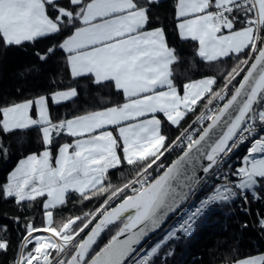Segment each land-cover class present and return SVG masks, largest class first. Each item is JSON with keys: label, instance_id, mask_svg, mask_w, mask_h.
<instances>
[{"label": "snow or ice", "instance_id": "6c2138e0", "mask_svg": "<svg viewBox=\"0 0 264 264\" xmlns=\"http://www.w3.org/2000/svg\"><path fill=\"white\" fill-rule=\"evenodd\" d=\"M176 15L181 37L198 41V55L206 61L249 50L246 58L227 73L219 91L213 89L216 78L209 76L184 84L183 95L180 94L173 81V65L179 60L176 50L169 47L163 28L144 30L149 22V8L138 0H68L67 6H61L60 0H0V41L5 45L20 46L60 33L70 25L71 34L58 47L68 54L71 75L92 74L97 84L111 82L126 100L55 123L47 96L0 107V129L8 133L39 126L46 146L43 152L21 160L4 186V194L15 197L17 203L47 197L45 226H26L23 248L34 246L26 253L21 250L15 264H153L162 245L178 238V232L190 234L210 204L237 197L247 202L249 191L254 199H262L256 189L257 185L264 188V135L255 136L258 124L259 131L264 132V0H177ZM237 24L241 27L237 28ZM53 51L54 48L48 49ZM241 73L245 74L226 103L215 111L206 106L207 114L197 117L200 123L211 121L199 138L187 129L181 133L187 138L183 155L162 175L150 179L149 169L176 144L167 143L163 121L157 114L179 126L201 100L207 98V105L225 100L229 85ZM77 95L76 88H69L52 94L51 99L60 103ZM110 126L117 128V135L107 130ZM218 127L221 131L210 138L209 134ZM62 132L74 140L61 144L54 153V135ZM249 137H253L251 147L243 157V165L236 169L238 182L222 173L225 182L215 186L213 193L178 227L147 250L138 247L187 199L188 192L182 189H191L198 183L194 173L188 176L185 170L186 164L199 159L194 153L208 161L203 168L205 173L219 170L227 164L225 158ZM125 163L140 166L135 179L122 187H114L110 181L106 184L109 171ZM125 190L132 194L111 207L110 201ZM71 192L83 200L109 195L95 211L56 225L54 212L67 203ZM130 210L134 214L127 216L109 243L90 257L101 233ZM94 221L86 237L78 239ZM260 224L264 226V219ZM37 232L48 235H34ZM120 236L126 238L121 240ZM8 247V241L0 239V250ZM69 251L70 258H59ZM235 264H264V254L239 259Z\"/></svg>", "mask_w": 264, "mask_h": 264}, {"label": "trees", "instance_id": "16d2710c", "mask_svg": "<svg viewBox=\"0 0 264 264\" xmlns=\"http://www.w3.org/2000/svg\"><path fill=\"white\" fill-rule=\"evenodd\" d=\"M138 2L149 8V22L145 28L162 27L169 47L176 50L179 60L173 65V81L181 93L184 84L208 76L216 78L214 91L220 90L226 82L227 73L245 59L249 52L246 49L245 53L240 55L233 54L217 61H206L198 55L197 41L183 39L180 36L176 15L177 0L153 2L138 0ZM60 3L61 6H67L68 0H60ZM70 27L69 25L60 33L25 42L20 46H7L0 41V107L42 95L47 96L51 119L55 123L120 105L125 101L122 91L116 89L111 82L97 84L92 75L81 77L71 75L67 53L58 47L63 39L71 34L68 30ZM236 27L240 28L241 24H237ZM49 48H54V51L48 52ZM41 57L46 58L41 59ZM241 77L242 73L229 85L230 95ZM69 88H76L78 95L66 102L58 104L53 102L51 99L53 93ZM33 116L36 118L35 110ZM160 116L163 121L162 131L168 137L167 143L172 144L190 116L187 115L179 126L172 125L163 114ZM73 139L66 132H62L59 136L54 135L53 152L56 153L61 144L71 142ZM45 147L39 126L8 133L0 129V239L9 243L6 251L0 250V264H15L21 250L26 253L32 249L34 245L31 244L27 249L23 248V238L27 235L26 226L29 223L37 228L45 226L46 196L17 203L15 197L4 194L9 173L17 163L29 154L41 153ZM184 150L185 148L172 149L164 154L156 163L165 164L160 174ZM245 150L246 145L238 154L235 172L242 163ZM139 169L140 166L122 164L117 169L109 171L106 184L110 181L112 186L122 187L136 177ZM160 174H156L155 177ZM257 189L262 199H254L248 192V201L243 205L237 202H218L210 205L197 221L192 233L182 234L177 239L162 245L158 255L153 258V264H233L239 259L264 252V229L258 225L264 218V188L258 185ZM131 194L130 190H125L111 201L110 206H115L124 196ZM108 195L109 193H105L91 200H83L78 193L71 192L67 203L59 206L54 212L56 225L70 217L83 216L84 213L95 211ZM125 220L126 218H122L117 221L102 234L90 257L99 252L116 235ZM93 225L85 229L78 239L84 238ZM71 254L69 251L64 258H70Z\"/></svg>", "mask_w": 264, "mask_h": 264}, {"label": "built area", "instance_id": "2783aa9c", "mask_svg": "<svg viewBox=\"0 0 264 264\" xmlns=\"http://www.w3.org/2000/svg\"><path fill=\"white\" fill-rule=\"evenodd\" d=\"M228 93L230 95V88H228ZM229 95H228V97H226L225 100H216V101H214L212 105H207V99L204 100V101L201 100L195 106L194 111L189 112V116L190 117H189L187 123L182 128L181 132L176 136V138L174 140V141H176V144H174L170 148V150H172V149L178 150L179 148H185V145L187 144V138H186V136L185 137H181V133L185 132L186 129L188 130V133L189 134H192L194 136V138H197L199 136V134H201V132L203 131V129L207 126V124L210 122L209 120H204L202 123L197 122V117H199L201 115V113L207 114V112H206V106H207V108H210L212 111H215L217 108L221 107L227 101V98H229ZM260 127L261 126L258 124L257 125L258 131L256 133L255 138H259V136H261V135L264 134V132H260L259 131V128ZM178 137H180V140L179 141L177 140ZM252 139H253V137H249V140L245 141L237 149H235L232 153H230L229 156L225 158L226 161H227V164L226 165L225 164H222L220 166V169L219 170H215L214 169L213 171H210L208 173H205L203 175V177L198 181V183L194 186L192 192L188 196V198H187L186 202L183 204V206L165 223L164 226H162L141 247H143L145 250H147L151 246H154L156 242H160L161 240H163L164 237L166 236V234L171 229L178 227L179 224L187 217V215L190 212L194 211L195 208L199 207L200 202L202 200H204L206 197H208L209 195H211L213 193V191L215 189V186H218V185H220V184H222V183L225 182L222 179V173H227L228 174V179L230 181L238 182L239 181V177H237L236 172H235V166H236L235 164L238 161V154L240 153L242 147L244 145H246V150H245L244 156L247 155V150L251 147V140ZM166 153L167 152H165V154ZM163 165L165 167V164H163ZM154 167H155V170H154ZM162 168L161 167H158L157 164H154L153 167H152V169H149V173H150L149 178L150 179L151 178H154L156 174H160V171H161ZM248 198H249V194H248ZM230 202H237L239 205H243L244 203H246L240 197H237V198H235L234 200H232ZM210 205H212V204H210ZM209 206L198 217V219L196 220V223L199 220V218L202 215L205 214V212L208 210ZM258 225L262 229H264V226H262L260 224V222H259ZM194 229H195V227H194ZM194 229H193V231H194ZM42 233H44V232H42ZM44 234H48V233H44ZM182 234H184V233L178 232L177 233V237H179ZM173 239H177V238H173ZM168 241H170V240H168ZM55 256H56V253L53 252V257H55ZM59 258H64V255H62Z\"/></svg>", "mask_w": 264, "mask_h": 264}, {"label": "water", "instance_id": "95a60500", "mask_svg": "<svg viewBox=\"0 0 264 264\" xmlns=\"http://www.w3.org/2000/svg\"><path fill=\"white\" fill-rule=\"evenodd\" d=\"M245 67V66H244ZM245 73H242V77H243V75H244ZM242 77L240 78V80L242 79ZM237 86H238V84H237ZM236 86V87H237ZM230 98V97H229ZM226 103V102H225ZM223 106V105H222ZM221 106V107H222ZM209 123H211V121L209 122ZM208 123V124H209ZM208 124H207V126H208ZM206 126V127H207ZM205 127V128H206ZM221 131V129L218 127V128H216V129H213V131L209 134L210 135V138H212V139H214L217 135H218V133ZM202 133V132H201ZM197 138H199V136L197 137ZM211 142V140H209V143ZM205 151H207V149H205ZM181 155H183V152L177 157V158H179ZM194 155H196V156H198L199 157V159L198 160H196V159H194V160H192L190 163H188V164H186L185 165V170H186V174L188 175V176H193V173H194V178L195 179H197L198 181L203 177V175L205 174V172L203 171V168L204 167H206L207 166V164H208V161L206 160V158L204 157V156H202L201 154H199V153H194ZM176 158V159H177ZM175 159V160H176ZM173 162V161H172ZM171 162V163H172ZM171 163L168 165V166H170L171 165ZM167 166V167H168ZM166 167V168H167ZM166 170V169H165ZM164 170V171H165ZM163 171V172H164ZM163 172L160 174V175H162L163 174ZM186 183H191V181H187ZM197 184V183H196ZM195 184V185H196ZM194 185V186H195ZM194 186L191 188V189H189V188H183L182 190L183 191H186V192H188V196L190 195V193L192 192V190H193V188H194ZM188 198V197H187ZM187 200V199H186ZM186 200L183 202V203H181L180 204V206L175 210V212H171V213H169V215H168V217H167V219L164 221V223L158 228V229H156L155 231H153V232H150L149 233V235L145 238V240L144 241H142L141 242V245L140 246H138V247H141L149 238H151L162 226H164L165 225V223L183 206V204L186 202ZM122 202V201H121ZM121 202H119V203H121ZM118 203V204H119ZM118 204H116L115 206H113V207H116ZM127 213H125L124 214V217H125V215H126ZM124 217H122V218H124ZM117 222V221H116ZM115 222V223H116ZM114 223V224H115ZM95 224V223H94ZM113 225V224H112ZM112 225H109V227L108 228H106L105 230H104V232L107 230V229H109ZM94 226V225H93ZM92 226V227H93ZM91 230V229H90ZM104 232H102L101 233V235H100V237L102 236V234L104 233ZM86 237V236H85ZM100 237L98 238V240L100 239ZM126 238V236H120L119 237V239H121V240H123V239H125ZM112 239V238H111ZM98 240H97V242H98ZM97 242H96V244H97ZM109 243V242H108ZM107 243V244H108ZM95 244V245H96ZM95 245H93V249H94V247H95ZM90 254H91V252H90Z\"/></svg>", "mask_w": 264, "mask_h": 264}, {"label": "crops", "instance_id": "0c3cea01", "mask_svg": "<svg viewBox=\"0 0 264 264\" xmlns=\"http://www.w3.org/2000/svg\"><path fill=\"white\" fill-rule=\"evenodd\" d=\"M153 1H158V0H153ZM180 23V20L178 19V24ZM157 28H162V27H157ZM153 29H155V28H152V29H146L145 27H144V30L145 31H150V30H153ZM180 33V32H179ZM181 36V35H180ZM183 39H191V38H183ZM198 42V41H197ZM198 44H199V42H198ZM68 55V54H67ZM223 58V57H222ZM203 59V58H202ZM69 68H70V66H69ZM71 71V70H70ZM86 75H92V74H86ZM85 76V75H84ZM93 76V75H92ZM68 90V89H67ZM61 91H65V90H61ZM121 91V90H120ZM57 92H59V91H57ZM56 93V92H55ZM54 94V93H53ZM180 94H181V92H180ZM183 94V93H182ZM51 97H52V95H51ZM74 98V97H73ZM72 98V99H73ZM71 100V99H70ZM67 101H69V100H67ZM62 102H66V101H62ZM62 102H60V103H62ZM126 102V100L123 102V103H125ZM55 103V102H54ZM122 103V104H123ZM58 104V103H57ZM48 105H49V100H48ZM98 111H100V110H98ZM158 115V118L159 119H161L162 120V118H161V116H160V114H157ZM78 116H80V115H78ZM75 117V116H74ZM35 118V117H34ZM71 118H73V117H71ZM71 118H69V119H71ZM108 131H112L113 132V135H116V133H118V130H117V128L115 127V126H110L108 129H107ZM74 140V139H73ZM73 140L71 141V142H64V143H72L73 142ZM44 151V150H43ZM42 151V152H43ZM38 154V153H37ZM29 155H31V154H29ZM28 155V156H29ZM27 157V156H26ZM26 157H24V158H22L21 160H24V159H26ZM20 160V161H21ZM20 161L17 163V165L13 168V170L9 173V176H8V180H9V177L11 176V173L13 172V171H15V169L19 166V164H20ZM7 183H8V181H7ZM6 183V184H7ZM5 184V185H6ZM46 199H47V197H46ZM46 199H45V202H46ZM44 202V203H45ZM261 254H264V252H259V253H256V254H254V255H261ZM254 255H252V256H254ZM243 259V258H242ZM233 264H235V263H233Z\"/></svg>", "mask_w": 264, "mask_h": 264}, {"label": "rangeland", "instance_id": "374dc122", "mask_svg": "<svg viewBox=\"0 0 264 264\" xmlns=\"http://www.w3.org/2000/svg\"><path fill=\"white\" fill-rule=\"evenodd\" d=\"M244 67V66H243ZM209 77V76H208ZM205 78V77H204ZM204 78H200V79H196V80H201V79H204ZM196 80H192V81H196ZM189 83V82H188ZM219 91V90H218ZM181 95H183L182 93H181ZM188 115V114H187ZM264 135V134H263ZM243 165V159H242V163H241V165L239 166V167H241ZM258 186V185H257ZM137 187H139L138 185H137ZM257 190V192H258V189H256ZM249 193H250V195H252V192L251 191H249ZM111 202V201H110ZM132 214H134L131 210H130V212H128L126 215H125V217L124 218H127V216H129V215H132ZM43 235H48V234H43Z\"/></svg>", "mask_w": 264, "mask_h": 264}]
</instances>
